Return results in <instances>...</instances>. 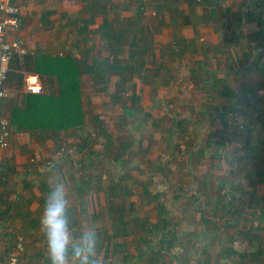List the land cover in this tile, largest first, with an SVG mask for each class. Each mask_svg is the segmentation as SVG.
Returning a JSON list of instances; mask_svg holds the SVG:
<instances>
[{
	"label": "crops",
	"instance_id": "obj_1",
	"mask_svg": "<svg viewBox=\"0 0 264 264\" xmlns=\"http://www.w3.org/2000/svg\"><path fill=\"white\" fill-rule=\"evenodd\" d=\"M13 2L20 8L22 24L17 29L9 30L7 34L9 41L22 39L30 48L35 49L38 55L53 57L71 55L91 65L103 64L104 69L101 67L98 71L101 79L99 81H105L107 77L119 78L121 82L123 79L127 81L130 79V82L122 83L132 87L130 89L132 94L131 101L124 107L120 106L118 124L123 121L124 109L132 107L133 95L143 109L144 123L138 130L129 132L139 131L144 126H155L153 123L161 119L157 108L167 106V102L162 103L164 100L159 96L160 89L152 99L140 94L138 79L164 78L167 77V72H171L174 74L170 75L174 81L171 82L170 78L165 80L164 84L177 86L175 83L178 76L175 69L182 64H188L185 73L201 83L199 86L201 92L207 91L209 85L214 89L210 93L220 95L221 98H205L199 107L195 105V108L188 105L187 111L190 115L183 120L178 119L175 113L171 115V112L166 114V119L174 124L176 119L179 127L225 124L224 110H228L233 103L226 105L223 95L225 91L234 94L229 82L239 80L242 75H248L251 71H257L254 68L253 57L264 52L262 42L264 0H13ZM222 8L224 10H221ZM224 13L228 16H221ZM237 31L241 32L240 37H236ZM214 56L219 58L218 62L213 63V66L208 65L210 58ZM145 63L153 65L148 66ZM108 64H117L114 75L110 74ZM173 64H177V68H173ZM215 81L220 83L219 87H214ZM158 85L159 83L157 87ZM174 88L176 89L173 93L176 94L179 91L188 92L185 82L181 89ZM104 92L108 93L106 90ZM114 92H116L114 99L113 97L111 99L115 103L113 108H119L122 98L118 101L117 89ZM18 95L20 96L17 100L13 98L12 105L21 102L22 95H25L23 88ZM147 98L150 103H147ZM183 99L185 98H181ZM90 101L94 102L92 98ZM165 109L167 112V108ZM7 113L10 116L9 112ZM76 132L72 131V136ZM39 135L43 133L13 134L10 147L0 155V258L7 259L15 248L16 238L22 236L24 243V251L20 254L22 264H50L40 228V217L48 180L54 172H59L69 190L73 234H78L83 226L93 224L98 232L97 255L101 257L97 259L100 264L116 262L122 264L121 261L124 263L125 259L106 258L107 237L109 241L113 233L112 231L107 233L106 229H102L109 221L105 218L100 222L94 198L101 191L108 192V196L112 198L113 184L106 188V185L96 184L94 178L90 177L89 172H94L89 168L93 162L89 152L91 145L87 140L82 145H76L75 153L72 155L73 161L66 162L68 159L65 157L69 156L63 157L62 160L58 158L57 152L61 144H65L66 134L62 133L57 139L52 136L43 138ZM119 162L124 164L125 161L120 159ZM80 164L84 171L80 169ZM76 169L80 172H76ZM76 175L81 177L80 181L74 179Z\"/></svg>",
	"mask_w": 264,
	"mask_h": 264
},
{
	"label": "rangeland",
	"instance_id": "obj_2",
	"mask_svg": "<svg viewBox=\"0 0 264 264\" xmlns=\"http://www.w3.org/2000/svg\"><path fill=\"white\" fill-rule=\"evenodd\" d=\"M218 60L214 56L208 65L213 66ZM176 65L173 64V68H177ZM187 66L182 64L177 68L179 70L175 69L178 79L175 83L177 86H174L181 89L185 82L188 87L186 93H173L176 88L164 84L165 80L171 78L170 75H174L171 72L165 73L167 77L164 78L151 77L149 81L142 77L138 79L140 94L152 99L160 89L159 96L164 100L162 103L167 102V106L157 108L161 119L153 123L155 126H144L139 131L131 132L118 124L120 106L124 107L131 101L132 94L129 87L122 83L130 82V79L121 82L119 78L107 77L105 81H99L85 76L83 89L86 97V124L74 136L72 131L64 132L67 136L65 144H61L57 151L60 157L57 156L63 160L68 155L65 157L68 159L66 162L73 161L74 147L82 145L87 140V134L89 136L93 133V139L87 140L91 145L94 162L91 161L89 165L94 171L89 172L90 177L94 178L96 184L106 185V188L113 184L114 192L111 191V194L114 193L115 202L126 209L129 223V228L119 226L112 211L109 216L113 198L110 199L106 191L97 193L94 202L99 210L100 222L105 218L109 221L102 229L113 233L109 241L107 237L106 258L124 259L126 256L129 257L128 262L120 263L131 264V260L139 255V250L144 249L148 252L136 264H150L152 257L157 254H160V264H264V223L252 216L250 208H245L241 217L234 215L233 209L228 208L241 203L238 198L239 187L259 195L264 194V177L261 175L264 173V156L260 154L251 161L253 156L249 154L252 144H256L253 140L260 138L264 143V129L256 120L258 117L264 120V103H258L256 99L264 98V90L258 87L264 83V74L251 71L248 75L243 73L239 80L229 82L234 94L224 92L222 98L226 105L231 104L232 98L248 91L253 93L254 99L252 105L246 106L245 100L241 98L237 111H229L231 119H226L223 126L220 123L218 126L199 124L195 127H179L176 119L175 124L166 119L168 112L171 115L175 113L178 119L183 120L190 115L188 105L195 108L205 98H221L220 95L210 93L214 89L209 85L207 91L201 92V83L185 73ZM98 67L104 69L103 64ZM121 85L126 92H122L119 108H113L115 103L111 99H114V91ZM9 87L6 112H9L13 98L17 100L20 96L19 89L12 85ZM91 98L94 102L90 101ZM148 98L147 103H150ZM181 98H185L184 101ZM184 102L187 104H182ZM249 112L255 115L254 123L258 128L253 134L248 125L252 121ZM106 135L111 139L110 152L106 149ZM118 156L123 157L124 164L119 162L120 157L116 163ZM79 166L82 170V165ZM76 172L80 171L76 169ZM249 172L254 174L250 178L247 177ZM80 178L76 175L74 179L80 181ZM143 187L148 188L149 196L145 195L147 192ZM154 195L158 200L153 199ZM159 203L165 205L166 213L163 215L159 213ZM160 217L169 219L167 230L164 224L158 226ZM170 229L176 233L173 249L167 252L165 249L168 248L164 247L162 251V239ZM166 238L170 240L171 237ZM229 250L235 253L229 254Z\"/></svg>",
	"mask_w": 264,
	"mask_h": 264
},
{
	"label": "trees",
	"instance_id": "obj_3",
	"mask_svg": "<svg viewBox=\"0 0 264 264\" xmlns=\"http://www.w3.org/2000/svg\"><path fill=\"white\" fill-rule=\"evenodd\" d=\"M221 10L224 9L222 8ZM221 16L228 15L224 13ZM240 33V31H237L236 37H240ZM225 42H227V40H225ZM262 42L264 46V36L262 38ZM257 55L258 56L254 55L255 57H253L254 68L264 74V52H261ZM108 68L111 71L110 74L114 75L117 70V64H108ZM99 69L100 68L98 66L88 64L86 61L78 60L71 55L57 57L38 54L34 57L16 56L10 64V85L16 87L19 90H22L24 73L30 72L40 77L45 92L43 94L25 93V95H22V99L19 104H14L9 108L13 134L43 133V135L39 136H42L43 138H48L52 136L57 139L64 132L77 131L79 129L84 128L86 124V112L84 109L85 92L83 89V78L85 76H92V78L96 80H101L100 73L98 72ZM213 85L214 87H219L220 83H216L215 81ZM258 87L259 89L264 90V83H261ZM131 88L132 87L130 86L129 89ZM122 92H126V90H124L121 85V87L117 89V95H119L118 101L122 95ZM132 98H134L132 107L124 109L123 121H120V123L123 125V128L127 129L128 131L138 130L139 126L144 123L143 109L138 104L136 96L133 95ZM241 98L245 100L246 106L252 105V101L254 99L252 92L248 91L246 93L241 94L240 96H237L234 99L232 98V106L228 108V110H224L225 120L231 119L230 116H228L229 111H237V105H239V101L241 100ZM256 99L258 103H264V98L258 97ZM125 110H128V113H125ZM249 115L252 121L249 122L248 125L251 127V134H253L258 131V128L257 126H255L254 123L255 115L253 114V112H249ZM256 120L257 123L261 126V128L264 129V120L260 117H258ZM213 135L215 136V134ZM92 136L93 133L89 134V136L87 134L86 139L91 140ZM107 140L108 142L106 144V149L108 152H110L109 147L111 145V139L109 136H107ZM253 141H255L257 145H254L253 143L251 146V150L249 152V154H252L253 156L252 158H250L251 161H254V158L260 156V154H263L264 156L263 141L260 138H256ZM82 148L84 149V147ZM79 149L80 148H78V150ZM89 152L91 153L92 151ZM119 157L120 156L116 158V163ZM120 159H123V157H120ZM253 175V173L249 172L247 174V177L250 178ZM261 175L264 177V173ZM123 189L126 190V187H124ZM112 190L114 192V186ZM143 190L147 192V194L145 195L149 196L148 188L145 187ZM239 193L240 194H238V198L241 203L239 205H231L228 208H232L234 215H238L240 217L243 214L245 208H250L252 209V216H255L256 218L260 219L261 222L264 223V194L259 195L256 192L246 191L240 187ZM111 195L113 198V203H110L112 205L110 214L112 211V213L116 215V219L119 223V226L123 228H129L126 209L115 202L116 195H114V193H112ZM153 199L158 200L157 196L155 195ZM158 209L161 215L166 213V208L164 204L159 203ZM160 224H164V229L167 230L170 221L167 217H160L158 226H160ZM167 236L171 237L170 240L166 238ZM175 239V231H171V229L168 230L166 234H164V237L161 242L162 251L165 248H168L165 250L167 252H171V249H173L174 246L173 242ZM145 252H148V250H139V255H137V258H135L134 260H131V264H136L137 261L144 257ZM234 253V250H229V254ZM159 257L160 254H157L152 257V261H150V264H160L161 261H159ZM127 258L129 257L125 256V262L127 261Z\"/></svg>",
	"mask_w": 264,
	"mask_h": 264
},
{
	"label": "clouds",
	"instance_id": "obj_4",
	"mask_svg": "<svg viewBox=\"0 0 264 264\" xmlns=\"http://www.w3.org/2000/svg\"><path fill=\"white\" fill-rule=\"evenodd\" d=\"M71 223L68 186L64 177L54 172L48 180L40 217L47 258L50 264H100L96 227L87 224L74 235Z\"/></svg>",
	"mask_w": 264,
	"mask_h": 264
},
{
	"label": "built area",
	"instance_id": "obj_5",
	"mask_svg": "<svg viewBox=\"0 0 264 264\" xmlns=\"http://www.w3.org/2000/svg\"><path fill=\"white\" fill-rule=\"evenodd\" d=\"M22 24L20 8L13 0H0V155L10 147L13 136L10 116L5 110V102L10 97L9 73L10 64L16 56L34 57L35 49L30 48L22 39L9 41V30L17 29ZM23 91L27 94H43L45 92L40 77L34 73L25 72ZM24 251L23 237L16 238L14 250L7 259L0 258V264H22L20 254Z\"/></svg>",
	"mask_w": 264,
	"mask_h": 264
}]
</instances>
